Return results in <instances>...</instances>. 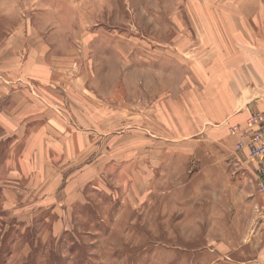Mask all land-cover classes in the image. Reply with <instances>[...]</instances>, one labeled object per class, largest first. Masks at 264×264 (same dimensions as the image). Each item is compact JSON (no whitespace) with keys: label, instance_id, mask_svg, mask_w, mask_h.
<instances>
[{"label":"rangeland","instance_id":"rangeland-1","mask_svg":"<svg viewBox=\"0 0 264 264\" xmlns=\"http://www.w3.org/2000/svg\"><path fill=\"white\" fill-rule=\"evenodd\" d=\"M263 7L0 0V77L21 78L30 57L76 80L61 114L94 140L51 175L25 177L29 128H0V264H251L260 184L231 142L242 129L214 122L227 100L215 60L231 54L230 29ZM23 86L0 79L10 90L0 120Z\"/></svg>","mask_w":264,"mask_h":264},{"label":"crops","instance_id":"crops-1","mask_svg":"<svg viewBox=\"0 0 264 264\" xmlns=\"http://www.w3.org/2000/svg\"><path fill=\"white\" fill-rule=\"evenodd\" d=\"M249 12L245 19H241L240 25L230 29L231 54L223 56L221 53L215 60L216 64L223 66V69H219L220 76L215 79V88L221 96L227 98L222 106L220 104V115L213 118L221 129L224 123L229 128L244 129L249 114L264 109V7ZM213 44L216 48L223 47L218 41ZM27 65L33 67L30 73L25 74ZM46 66L45 60L28 57L23 64L21 78L6 76L7 82L0 77L8 85H13V88L16 85H24L20 90H11L13 107L10 106V110L3 107L8 115L1 118L0 128H29L27 136L23 138L24 147L19 151L18 157V169L25 177L43 178L51 175L49 173L55 163L74 160L83 147L88 149L94 145L91 133L87 135L88 131L79 132L74 128L75 123L68 121L66 114V117L61 114L66 112L65 98L76 96L78 93L73 88L76 80H69L66 84L63 78L54 74L52 68L48 69ZM217 73L215 71V74ZM59 81L64 82L63 85L59 84ZM3 91L0 88V97L10 96V90H7V93ZM11 112L15 114L12 117ZM89 127L92 126H86ZM232 135L233 143L247 138L244 134H238L239 137L237 134ZM240 154L244 156V153ZM251 205L258 212V216L255 218L256 228L251 241L255 255L249 263L264 264V218H260L259 214L264 211V192L259 191L252 199Z\"/></svg>","mask_w":264,"mask_h":264},{"label":"built area","instance_id":"built-area-1","mask_svg":"<svg viewBox=\"0 0 264 264\" xmlns=\"http://www.w3.org/2000/svg\"><path fill=\"white\" fill-rule=\"evenodd\" d=\"M230 131L238 133L233 129ZM241 132L247 136V140L239 141L236 150L244 153L246 163L256 166V178L261 192H264V109L250 113ZM262 217L264 218V211Z\"/></svg>","mask_w":264,"mask_h":264}]
</instances>
